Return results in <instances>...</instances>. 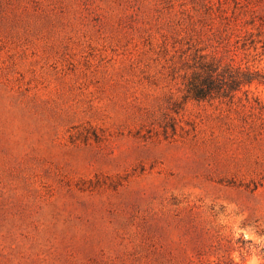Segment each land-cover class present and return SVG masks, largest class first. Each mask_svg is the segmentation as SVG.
Instances as JSON below:
<instances>
[{
	"label": "rangeland",
	"instance_id": "374dc122",
	"mask_svg": "<svg viewBox=\"0 0 264 264\" xmlns=\"http://www.w3.org/2000/svg\"><path fill=\"white\" fill-rule=\"evenodd\" d=\"M263 8L0 0V264H264V85L183 86Z\"/></svg>",
	"mask_w": 264,
	"mask_h": 264
},
{
	"label": "trees",
	"instance_id": "16d2710c",
	"mask_svg": "<svg viewBox=\"0 0 264 264\" xmlns=\"http://www.w3.org/2000/svg\"><path fill=\"white\" fill-rule=\"evenodd\" d=\"M248 9L249 18L227 23L223 35V54L197 53L187 65L183 83L185 100H232L234 95L252 85H264V74L236 62L238 52L247 57L258 49L264 51V8L258 13ZM189 264H195L189 261Z\"/></svg>",
	"mask_w": 264,
	"mask_h": 264
}]
</instances>
